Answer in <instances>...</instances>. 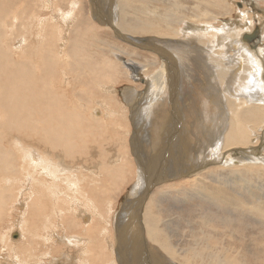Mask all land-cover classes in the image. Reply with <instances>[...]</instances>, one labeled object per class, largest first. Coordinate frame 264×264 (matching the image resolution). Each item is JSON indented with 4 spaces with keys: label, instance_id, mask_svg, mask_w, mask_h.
Wrapping results in <instances>:
<instances>
[{
    "label": "bare ground",
    "instance_id": "bare-ground-1",
    "mask_svg": "<svg viewBox=\"0 0 264 264\" xmlns=\"http://www.w3.org/2000/svg\"><path fill=\"white\" fill-rule=\"evenodd\" d=\"M58 1L43 0L40 12L38 0H0V264H79L78 256L81 264H264V43L255 48L246 33L249 21H264V0H243L246 5L242 0H90V17L99 23L86 20L83 26L79 19L81 29L70 36L72 10L57 13ZM49 10L55 13L48 17ZM100 27L122 42L106 44ZM139 71L146 77L138 85L143 92L130 83L121 94L134 100L127 106L135 171L124 158L127 145L117 147L122 137L115 127L122 126L116 112L122 109L125 118L128 113L112 97L117 87L111 84L133 79ZM182 89L189 90L187 100L212 90L209 98L220 104L225 133H207L206 151L198 149L200 137L190 123L196 116L193 106L179 103ZM168 96L176 114L170 112ZM156 114L158 123L149 134L170 135V169L156 165L142 149L145 119ZM28 131L30 148L19 138ZM10 132L16 135L10 138ZM104 144L120 149L121 158L106 162L102 154L90 156L91 149L103 151ZM68 161L88 169L87 188L71 187ZM128 165L136 178L132 196L115 214V238L101 233L103 242L94 233V216L85 211L72 222L70 208L84 203L101 210L111 202L118 180L130 178ZM102 174L109 184L96 178L102 180ZM180 176L186 177L176 179ZM230 180L234 192L225 187ZM90 182L98 187L90 188ZM170 187L182 204L175 207L189 217L180 242L162 228L157 208L156 193ZM68 199L75 205L65 204ZM50 217L60 221L39 228L40 219ZM174 227L177 231L175 222ZM32 236L46 248L38 249L40 241ZM62 244L68 248L61 249Z\"/></svg>",
    "mask_w": 264,
    "mask_h": 264
},
{
    "label": "rangeland",
    "instance_id": "rangeland-1",
    "mask_svg": "<svg viewBox=\"0 0 264 264\" xmlns=\"http://www.w3.org/2000/svg\"><path fill=\"white\" fill-rule=\"evenodd\" d=\"M92 2L90 0H78V2L76 0H60V1H58L57 8L54 7V10H56L57 13H62L65 10H66V12H68L67 10H70V9L72 10V12H70V15H71L70 16V20H68L70 23L68 24V22H67L68 27H70V28H68V30L66 32L68 34V36L72 35L73 33L76 34L78 32V30L81 29L80 27H82V23H83V26L85 25L86 20H87L86 24L89 21L92 24L99 23V22H97L94 19L92 20L91 17H90L91 7L94 6L92 4ZM242 2L244 3L243 0H242ZM37 4H38L37 6H38V9L40 10V12H43V10H44L43 9V0H38ZM244 4L246 5L248 3H244ZM77 5H78V7H77ZM74 6H76V7H74ZM151 9H152V11H155V12L159 11L154 6H152ZM263 9H264V6H263ZM78 11L81 12V13H78ZM48 12L49 13L45 12L46 15H48V17L50 16L51 13H55L53 10H49ZM73 14H75V15H73ZM81 14H82V16H81ZM262 15L264 17V10H263V14ZM71 17H74V18H71ZM81 17H83V18H81ZM79 19L82 20V23H81V20H79ZM62 20L63 19L59 18V20L55 21V22H58V24L60 25V23H62ZM259 22H261V20L256 21L253 24H251L250 21H249V26L250 27L248 26L249 28H247V30L250 29L248 31H251V32L246 31V33H250V36H251V38H250V40L248 42L249 43H253V42L257 43V44L252 45V46H254L257 49L261 48L262 44H260V42L264 43V41H262V38H261L264 35V33H263L264 32V26H263L264 25V21L262 23H259ZM75 25H77V28L75 29V32H74L73 27ZM17 26H19V25H17ZM245 27H247V24H245ZM100 28L103 29V31H104V32H101V33H102V36L104 37V40H105L106 44H108V45H116L118 42H122L120 39L115 37V35L112 33V31L110 33L109 31L106 30V28H104V27H100ZM112 35H113V37H112ZM80 36H81V34H80ZM65 37L68 38L66 35H65ZM83 43H85V42H83ZM85 44L88 45V46L90 45L89 43H85ZM60 46H62L61 41H60ZM250 48L251 47H249V49ZM255 48L252 47L250 50L255 49ZM115 55H116V53L112 54V59L113 60L115 59ZM261 58L263 59V63L262 64H263V68H264V54L262 55ZM142 64H143V59H140L139 60V67H140L141 71L144 73L145 69L142 67ZM142 72H140V75H138L136 72H134V74H132L133 79L131 78L130 80H128V79H126L124 77H121L119 80H115L111 84L112 87H117V89L114 88L116 90L113 92V96L112 97L114 98L115 101H117V99H118V101H119L120 105L122 106V108L123 109L126 108L127 111H128V112L125 111V114L128 113V115H127L128 120L123 115V113H122L123 110L121 109V106H120V109L122 111L118 109L117 112H116L117 121H119L118 123L123 127L122 128L119 125H117L115 127V130L118 129L120 131L119 135H120V137H122V138L119 137L120 139H122V141L119 142L120 146H119V143H118L117 147H120V149H123L124 148L123 146L127 145V148H128L126 150L127 151V155L124 158H126L127 162L129 160H130L129 162H133L134 167H135V171L137 169V166H136L137 158L134 156L133 152L131 151L132 149L134 150L133 146L131 145V135H132V131H133L134 127L132 125V122L130 121V114H129L130 113V109L127 106L129 104V102H133L134 100H126L125 99V95L122 96L123 95L122 93H123V90H125V86L126 85H130V83L133 84V85H136V88H137V90H139L140 93L143 92V88H140V89L138 88L139 87L138 85H142V84L144 85L145 81H146V77L143 76ZM135 74H136V78H135ZM134 82H137V84L134 83ZM181 92H182V96L180 98L181 100L179 99V103L183 107H185L184 106V101L186 102V100H187V94L189 93V90L184 89ZM212 92H214V91L206 90L205 91L206 97L204 95L202 97L199 96L198 98L193 96V97H191L190 99L187 100L188 104L192 105L194 110H195V115L196 116L193 115L194 120L191 121V119H190V123L192 125H194V133H195V135L200 137V141L198 142V145L200 147L198 149H204V151L207 150L206 148L209 146V142L208 141H210V139L207 140V133H212L213 131L218 130V131H221V136H222L225 133V125H227L226 121L222 120V118L218 115L217 108L220 106V104H216L214 102L215 101L214 98L213 99L209 98V95ZM101 101H102L103 106L105 107L106 105H105L103 99ZM176 101H177V99H176ZM141 102H142V100H141ZM140 103L138 104L139 106H141ZM167 103H168V105L170 107V112H172L173 114H176L177 113V109L176 108L172 109L174 107V103L172 102V99L170 98V96L167 97ZM139 108L140 107H138V109ZM185 113L187 114L188 117H190L192 115L191 113H189V111H187V109H185ZM178 115L181 116V113L179 112ZM178 115L176 116L177 118L180 117ZM158 117H159L158 114H156L154 116H149V117H147V119H145V122L147 123L146 130H145L146 140L145 141L142 140V143H143V148L142 149H145L148 152L150 159L152 161H154V163L156 165H158L160 163L161 164H165V165H167V168L170 169V166H172V165H170V163H168V162L171 161V155L172 154H170L168 157L166 156L167 149H170L171 142H172V139H171L170 135L166 134L162 138V137H159V136H151L149 134V129H151L150 126H155L158 123V120H157ZM123 120L125 122H127V124ZM215 125H217V127L214 128ZM127 126H128V130L127 129L125 130V127H127ZM187 128L191 132V129H190L188 124H187ZM142 129H145L144 125H143ZM215 132H217V131H215ZM9 135H10V138H13L16 135V133L15 132H10ZM218 135H219V133H218ZM218 135H217V137H218ZM217 137H213V140L215 141L217 139ZM19 138L21 139L22 144L23 143L25 144L26 148H30V146L32 145V138L30 136V132L29 131L28 132H24V133H20L19 134ZM114 139H115V136H113L111 139H108V141L111 142ZM163 144H164V146H163ZM108 145L109 144H104V147L102 148L103 151L101 149H99V147H97L95 149H91L90 152H89L90 156H95V157L99 158L100 154H102V156L104 157L103 158L104 161L108 157L106 162H108V161L114 162L116 160V158L120 159L122 155L117 153V150L119 152L120 149H112L113 147H115V145H113L112 147H111V145H109V146ZM173 147H174V139H173ZM228 147H231V146H228ZM221 150H232V149H221ZM163 153H165V158L164 159H163ZM260 154L264 156V150L261 151ZM261 155L255 156V157H261ZM12 156L14 157L15 155L13 154ZM127 158H129V159H127ZM90 159H91V157H90ZM173 159L177 160L176 157H174ZM68 163H69V172H70L69 177H70V180L72 182V186L71 187L73 188L74 183H79L82 186L81 188H87L89 182H88L87 178H85V175H86L88 169L85 166H83V165L79 167V161H75V162L68 161ZM240 163H241V158L237 160V164H240ZM130 165H128V167L126 169L127 171L125 172V174L127 176L126 175L125 176L128 177V178L130 177L129 179H131V180L129 181V179L127 178L128 180H126L127 182L125 181V183L121 182V180H118V183L120 184V186H118V184H117L114 187L115 189L110 194L111 202H109L108 204L106 203V205L104 204V207H102V209L99 210L98 212H97V210L94 211V207L93 206H87V204L84 205V203L82 204L81 208L80 207L70 208V210H72V216H73L72 217V222L75 220L76 217H80L82 213H84L85 211H88L91 215L94 216V221L96 222V225L98 226V228H96L94 230V233L96 235H99V234L102 233L105 236H109V234H111L112 235V239H114L115 238V236H114L115 227L117 226L116 223L118 222V219L117 218L115 219V217H116L115 214L120 209H122V204H123L122 202L124 201L125 197L132 196V195H129V193H130L129 190H130L131 186L133 185L134 181L136 180V178H134L135 180L134 179L132 180V177H133L132 175H134L133 174L134 171L131 170L132 166H130ZM91 166H92V164H91ZM98 166L95 165L96 170H97ZM219 168L220 167H215L214 170H218ZM129 170L132 171L133 173L130 172ZM128 171H129V173H128ZM240 173L243 174L244 172L240 171ZM230 174L231 173L229 171L228 175H230ZM75 175L80 177V181H77V179L74 178ZM186 176H190V175H186ZM186 176H180V177H178L176 179H180V178L182 179V178H185ZM96 178L98 180H100L102 184H104V183L109 184L108 175L107 174H102L101 175L102 180L97 175H96ZM253 180L257 181V180H262V179L255 178ZM123 181H124V179H123ZM231 182H232L231 180L227 181L225 183V187L228 188L230 191L234 192V185L231 184ZM90 184H91V182H90ZM175 184H178V183H175ZM20 186L22 188H24V189L26 188L25 186H22L21 184H20ZM97 187L98 186L96 184L95 185H93V184L90 185V188H97ZM176 187H177V185H176ZM26 189H28V188H26ZM78 190H80V189H78ZM167 191H169V192H167ZM245 194H246V192H245ZM82 196H84V194H82ZM155 196H156V200H160L159 203H158L159 206H157V208L161 211L160 212V218H161V226H162V228L167 229L170 232H172L175 235L174 239H176V240H178L180 242L182 227H183V225L186 222L189 221V217L183 215L181 213V211L178 208L175 207V205H177V206H181L182 205L180 201H177L179 199L178 192L177 191L175 192L170 187V188H168V190H166V189L159 190L156 193ZM78 197L82 198L81 195H78ZM88 201H89V196H88ZM133 201L135 202V199ZM69 202H71V205H75V202L73 200H70V199L64 200L65 204H69ZM186 202L189 203V202H193V201L187 200ZM16 213H17V211L15 212V214ZM9 220H11V218H9ZM43 221H44V219L43 220L40 219V223H39V228L41 227L42 230L45 229L46 223L48 221L49 222L53 221V222L57 223L60 220L57 219V218L50 217L49 220H45L44 223H43ZM174 222L176 223L177 231H175ZM14 223L15 222H13V224ZM13 224L10 225V226H12V230L13 231H17V225L16 224L13 225ZM10 226L8 228H10ZM39 231H40V229H39ZM66 234L69 235L70 231H68V233H66ZM102 234H101V237H99L100 239L103 236ZM48 237H50V235H48ZM32 239L34 240V242L40 241L41 245L40 244L38 245V249H41L42 247L46 248V247L43 246L41 239H39V238H37L35 236H32ZM101 240L103 241V238ZM47 243H49V242H47ZM138 243H139V241H136L135 245L137 246ZM102 246L104 247L103 243H102ZM48 248L50 249L51 246L48 245ZM66 248H68V247L62 244V248L61 249H66ZM53 252H55V251H53ZM78 261H79V264H81V262H82V257L81 256H78ZM165 261H164V264H172V263L173 264H177L176 262H170V261H167V260H165Z\"/></svg>",
    "mask_w": 264,
    "mask_h": 264
},
{
    "label": "water",
    "instance_id": "water-1",
    "mask_svg": "<svg viewBox=\"0 0 264 264\" xmlns=\"http://www.w3.org/2000/svg\"><path fill=\"white\" fill-rule=\"evenodd\" d=\"M121 210V209H120Z\"/></svg>",
    "mask_w": 264,
    "mask_h": 264
}]
</instances>
